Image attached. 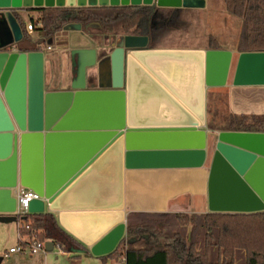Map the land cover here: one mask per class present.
Here are the masks:
<instances>
[{"label":"water","instance_id":"obj_1","mask_svg":"<svg viewBox=\"0 0 264 264\" xmlns=\"http://www.w3.org/2000/svg\"><path fill=\"white\" fill-rule=\"evenodd\" d=\"M141 5L201 9L205 1L0 0L7 11L0 42L22 39L10 10ZM111 45L110 85L86 89L91 63L61 92L46 91L43 51L0 50V222L17 221L14 191L32 190L40 200L28 213L57 212L60 227L94 258L126 237L125 170L204 166L206 91L226 85L233 59L226 50H151L145 36ZM232 86L264 87V52L237 56ZM206 201L209 213L264 212V133H217ZM53 248L45 244L46 252Z\"/></svg>","mask_w":264,"mask_h":264},{"label":"trees","instance_id":"obj_2","mask_svg":"<svg viewBox=\"0 0 264 264\" xmlns=\"http://www.w3.org/2000/svg\"><path fill=\"white\" fill-rule=\"evenodd\" d=\"M223 4L231 17L240 20L235 51L264 52V0H223ZM23 11L34 13L35 18L23 15ZM182 12L189 11L143 5L10 10L22 32L21 41L12 47L19 52L44 51L71 25H80V31L91 38L95 31L101 36H145L153 43L176 28ZM28 22H39L40 27L29 34ZM207 47L222 50L212 36ZM206 127L219 132L264 133V115L229 113L223 126ZM16 222L17 227L23 226L19 232L24 237H34L43 244L51 242L63 253L79 250L89 254L50 212L26 213ZM125 235L111 254L97 259L103 264L119 258L124 264H264V212H129Z\"/></svg>","mask_w":264,"mask_h":264},{"label":"crops","instance_id":"obj_3","mask_svg":"<svg viewBox=\"0 0 264 264\" xmlns=\"http://www.w3.org/2000/svg\"><path fill=\"white\" fill-rule=\"evenodd\" d=\"M75 1L76 4L80 1H83L85 5L87 3V0H75ZM204 1L206 6L207 0ZM187 10L189 12H195L198 9H187ZM6 13H7L6 10L0 11V29L2 30L7 28ZM23 15L27 17L30 16L35 18L34 13H27L26 11H23ZM7 33L8 32H6V34ZM94 33L95 31L91 32V34L94 35L93 38H91L88 34L80 30L72 29L71 27L67 26L64 28V30L61 33H59L60 36L56 35L55 38L57 40H63V42L56 40L55 47L58 50L59 54L62 55L61 57L76 58L77 59L76 61L78 62L77 65L79 67L81 65L91 64L89 59L92 58L94 59V57L101 59V61L99 62L100 63L99 68L90 67L89 69L86 70L85 86L87 90H103L104 87L110 85L109 56L114 47H112L113 45L111 44L110 45L105 44V41L99 42L97 40L98 36L95 35ZM160 40L157 42L149 43L148 49L180 50V51L209 50L207 46L205 47H195L188 45L165 46L159 44ZM52 46L53 45L47 46L51 48L50 50H47L46 47L45 50L43 51V52L45 51L49 52L48 57L51 55L53 51ZM0 47H1L0 50L2 51L5 49H10L11 52L17 51L15 50V48L12 47L11 44H9L8 40H1ZM230 52L233 54V59H232L230 74L227 83L222 88L219 89L214 88L211 90H224L222 92L225 93V95L227 96V105H228L229 113H233L236 115H240V114L264 115V87L232 86V75L235 67V60L239 54L235 51V48L233 50H230ZM78 78H79L78 72L73 71V69L69 66L68 73L66 75H63L62 78L60 77L59 82L62 81L64 84L61 90L57 91V90H53L52 88L55 82L57 81V77L53 74V71L51 72V74L48 73H46V75L44 74V86L47 89L46 90L47 92L67 91L70 89L72 85H76L78 83ZM97 85H102L103 87H97ZM207 92H206V98H207ZM209 163L210 160L208 159V155H207L206 163L204 164L203 167L199 169L125 170L123 176L124 216L126 217L129 212H185V211H178L177 208L178 202L184 204L186 203L190 207V211L194 213H203L207 211L206 183L208 177ZM182 171L192 172L191 175L189 173L188 176L186 177L184 182L187 184L184 185L176 183L178 181L177 176H182V175H176V176L174 175L179 172L182 173ZM173 180H175V182ZM141 181L145 182L142 188L139 187V185H141L140 184ZM17 189L14 191V195H16ZM104 197L105 200H107L106 195ZM183 197H186L187 199L185 201H181V198ZM140 198H144L145 200L142 199L144 201L141 202ZM101 204H105V203H101ZM44 212H50V211L47 208H45ZM50 213H52L58 221V216H57L58 213L57 212L56 213L50 212ZM78 242L81 243L80 241ZM86 248L89 250L88 247ZM83 253L85 255L90 256L85 252ZM5 254H7V252H5ZM3 258L4 257H0V263L3 260ZM118 260H121L124 264L123 258L109 259L104 264H107L110 261H118Z\"/></svg>","mask_w":264,"mask_h":264},{"label":"rangeland","instance_id":"obj_4","mask_svg":"<svg viewBox=\"0 0 264 264\" xmlns=\"http://www.w3.org/2000/svg\"><path fill=\"white\" fill-rule=\"evenodd\" d=\"M240 32V20L231 17L224 8L223 0H207V5L195 12H182L176 28L164 32L160 37L159 44L165 46H195L205 47L208 45V37L212 36L221 45L222 50H233ZM98 36L99 42H104L107 45L114 43L117 45L122 37ZM2 34L0 33V39ZM57 36H60L59 34ZM56 38L53 40L52 53L48 57L49 52H44V74H53L57 77V81L52 87L53 90H61L64 86L63 82H59L60 77L66 75L69 71V66L73 71L78 72L79 66L77 59L74 57H61L55 47ZM63 42V40H57ZM101 44V43H100ZM61 46V45H60ZM93 65L90 67L99 68L101 59L94 57L89 59ZM53 69V70H52ZM72 74V73H71ZM103 79V78H101ZM100 83V82H99ZM97 87H103L97 85ZM207 89L206 98V123L205 130L207 131V154L210 160L217 142V133L219 131H211L207 129V124L213 128L223 126L226 118L229 115L227 96L222 91ZM219 89V88H218ZM220 91V92H219ZM192 172L182 171L174 174L177 176L179 184L185 183L188 174ZM182 179V180H180ZM175 182V180H173ZM144 181H141L140 188L143 187ZM144 198H140L141 202ZM187 198H181L185 201ZM179 201V200H177ZM178 211H190V207L185 203H177ZM207 212V211H205ZM17 222H0V257H4L5 252L17 246ZM78 256V257H77ZM0 264H102L99 259L85 255L82 251L76 250L71 253H62L58 248L54 247L52 251L40 252L36 255L29 256L27 253L10 254L4 257ZM107 264H123L121 260L110 261Z\"/></svg>","mask_w":264,"mask_h":264},{"label":"built area","instance_id":"obj_5","mask_svg":"<svg viewBox=\"0 0 264 264\" xmlns=\"http://www.w3.org/2000/svg\"><path fill=\"white\" fill-rule=\"evenodd\" d=\"M35 27H40V23L37 22L35 25L28 22L26 25V31L31 34ZM50 47H47V50H50ZM16 199V210L15 214L16 216L24 215L28 213V207L29 204L32 201L40 200L39 196L34 193L32 190L19 187L16 191L15 195ZM22 225H18L17 229V241L18 244L15 248L9 249L7 254L4 255V257H8L10 254H21V253H27L29 256L36 255L40 252H45V244L37 241L34 237L28 238L24 237L20 234L19 229L22 228Z\"/></svg>","mask_w":264,"mask_h":264}]
</instances>
